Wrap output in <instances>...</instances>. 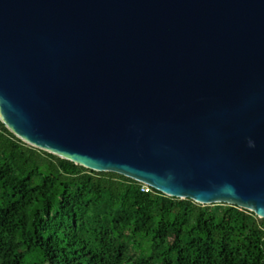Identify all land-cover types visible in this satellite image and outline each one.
Returning a JSON list of instances; mask_svg holds the SVG:
<instances>
[{
    "label": "water",
    "instance_id": "water-1",
    "mask_svg": "<svg viewBox=\"0 0 264 264\" xmlns=\"http://www.w3.org/2000/svg\"><path fill=\"white\" fill-rule=\"evenodd\" d=\"M0 123L264 220V0H0Z\"/></svg>",
    "mask_w": 264,
    "mask_h": 264
},
{
    "label": "trees",
    "instance_id": "trees-1",
    "mask_svg": "<svg viewBox=\"0 0 264 264\" xmlns=\"http://www.w3.org/2000/svg\"><path fill=\"white\" fill-rule=\"evenodd\" d=\"M144 187L0 123V264H264V220Z\"/></svg>",
    "mask_w": 264,
    "mask_h": 264
},
{
    "label": "built area",
    "instance_id": "built-area-1",
    "mask_svg": "<svg viewBox=\"0 0 264 264\" xmlns=\"http://www.w3.org/2000/svg\"><path fill=\"white\" fill-rule=\"evenodd\" d=\"M142 190L143 191H148V187L145 186Z\"/></svg>",
    "mask_w": 264,
    "mask_h": 264
}]
</instances>
